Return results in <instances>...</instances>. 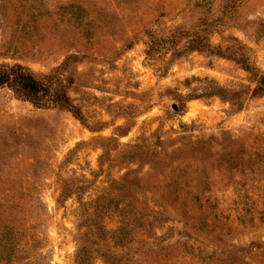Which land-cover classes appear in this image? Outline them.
<instances>
[{"label": "rangeland", "instance_id": "374dc122", "mask_svg": "<svg viewBox=\"0 0 264 264\" xmlns=\"http://www.w3.org/2000/svg\"><path fill=\"white\" fill-rule=\"evenodd\" d=\"M243 54L264 0H0V67L63 95L0 87V264H264V95L206 92L256 87Z\"/></svg>", "mask_w": 264, "mask_h": 264}, {"label": "trees", "instance_id": "16d2710c", "mask_svg": "<svg viewBox=\"0 0 264 264\" xmlns=\"http://www.w3.org/2000/svg\"><path fill=\"white\" fill-rule=\"evenodd\" d=\"M205 31L207 30H201V33L195 32L185 46V49L190 52L207 50L213 54L224 56L220 50L221 48L216 49L213 47L209 37L205 35ZM178 38V36H173L172 39H166L164 42L172 43L174 45L178 41ZM158 44L159 43H157V45ZM226 50H230V48H227ZM232 54L234 55L235 53L233 52ZM234 58L238 63L243 65L246 71L252 74L253 80L256 83V87L254 89L248 88V91L245 92L243 90L237 91L233 89H227L221 87L217 83H213L206 92L208 97H220L226 102L231 103L239 110L244 103L243 94H249L251 97L264 95V74L253 68L249 62V59L245 57L244 54L240 55V57ZM3 86L11 87V89H13L19 98L29 101L40 108H46L51 105L54 106L60 104L63 100V95L61 93H52V91L46 88L32 74L28 73L23 67L19 65L5 68L0 67V87ZM209 143L211 142H203L204 145ZM236 145H231L233 146L232 149L227 151L225 155V158H227L226 163L229 165L232 164L235 169H243L246 165H248L249 161H251L252 156H248L243 152L241 153L240 149H243L244 147L241 146V144ZM236 150L238 151L236 152Z\"/></svg>", "mask_w": 264, "mask_h": 264}]
</instances>
